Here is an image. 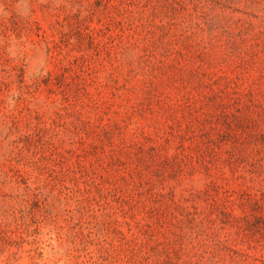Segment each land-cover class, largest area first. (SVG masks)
Masks as SVG:
<instances>
[{
    "label": "rangeland",
    "instance_id": "obj_1",
    "mask_svg": "<svg viewBox=\"0 0 264 264\" xmlns=\"http://www.w3.org/2000/svg\"><path fill=\"white\" fill-rule=\"evenodd\" d=\"M0 264H264V0H0Z\"/></svg>",
    "mask_w": 264,
    "mask_h": 264
}]
</instances>
